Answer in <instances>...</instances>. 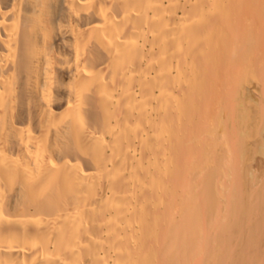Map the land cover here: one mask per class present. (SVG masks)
<instances>
[{
  "label": "bare ground",
  "instance_id": "6f19581e",
  "mask_svg": "<svg viewBox=\"0 0 264 264\" xmlns=\"http://www.w3.org/2000/svg\"><path fill=\"white\" fill-rule=\"evenodd\" d=\"M0 264H264V0H0Z\"/></svg>",
  "mask_w": 264,
  "mask_h": 264
}]
</instances>
